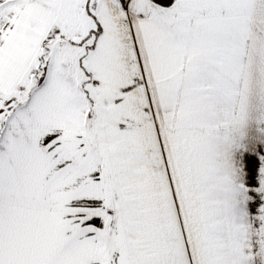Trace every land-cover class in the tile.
Wrapping results in <instances>:
<instances>
[{"label": "snow or ice", "instance_id": "snow-or-ice-1", "mask_svg": "<svg viewBox=\"0 0 264 264\" xmlns=\"http://www.w3.org/2000/svg\"><path fill=\"white\" fill-rule=\"evenodd\" d=\"M0 264H264V0H0Z\"/></svg>", "mask_w": 264, "mask_h": 264}]
</instances>
